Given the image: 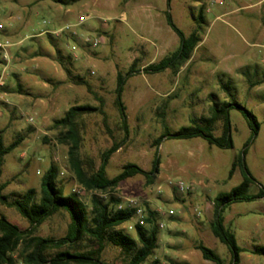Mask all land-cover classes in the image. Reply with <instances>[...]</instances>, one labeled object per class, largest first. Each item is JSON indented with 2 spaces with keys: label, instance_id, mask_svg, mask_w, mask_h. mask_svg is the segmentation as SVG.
<instances>
[{
  "label": "rangeland",
  "instance_id": "rangeland-1",
  "mask_svg": "<svg viewBox=\"0 0 264 264\" xmlns=\"http://www.w3.org/2000/svg\"><path fill=\"white\" fill-rule=\"evenodd\" d=\"M66 1L67 5L53 0H0V40L9 41L8 50L23 46L12 58L8 80V67L3 72L6 63L0 51V136L5 146L22 137L4 156L0 183L5 187L1 193L13 198L32 188L38 198L41 176L55 165L58 185L65 192L77 193L89 208L93 196L104 202L113 196L120 200L117 206L122 203L127 207L132 199L143 209L144 218L149 211L155 213L157 246L142 264H214L202 258L195 248L197 243L227 262L230 252L213 236L210 221L213 198L242 179L237 165L229 175L250 135L242 112L237 108L230 111L232 148L220 149L200 138L164 139L158 147L159 172L153 182L136 175L107 193L85 189L68 169L67 147L56 141L53 120L71 105H98L86 85L102 98L106 124L98 113L85 115L79 150L87 162L84 168L90 171V160L96 170L101 153L123 137L114 104L117 73H124L133 60L137 68L158 62L175 51L179 41L166 24L165 0ZM200 7L204 22L197 19ZM169 10L185 37L195 33L199 42L177 70L139 72L126 81L122 100L129 136L110 156L106 175L113 177L126 163L149 170L152 141L163 127L174 131L188 125L190 118L208 116V94L213 93L219 101L233 98L260 123L245 156L255 178L248 193L254 194L264 187V0L236 4L229 0H173ZM81 15L86 19L78 24ZM65 24L71 25L75 35L60 32ZM89 38L97 40L96 47L87 42ZM220 80L229 83L231 98L220 88ZM220 133L218 122L214 134ZM177 181L183 182L185 190L176 189ZM0 216L21 230L29 228L15 208L0 203ZM223 216L239 247L250 250L264 245V198L233 203L224 209ZM69 222L68 212L60 210L35 228L33 235L62 237ZM136 222L134 217L131 223ZM128 226L125 223L120 228L135 237L134 228ZM95 247L88 237L77 245L80 251ZM101 258L107 264L128 261L124 252L110 244L105 245ZM239 264H264V256L242 252Z\"/></svg>",
  "mask_w": 264,
  "mask_h": 264
},
{
  "label": "trees",
  "instance_id": "trees-1",
  "mask_svg": "<svg viewBox=\"0 0 264 264\" xmlns=\"http://www.w3.org/2000/svg\"><path fill=\"white\" fill-rule=\"evenodd\" d=\"M53 1L61 5L69 3L66 0ZM172 1L165 0L164 18L166 24L177 35L179 46L172 53L163 56L158 62L137 68L136 60H133L124 73H117L114 104L118 111L123 137L120 141H114L110 147L101 153L98 168L93 170L89 160L90 171H87L84 168V164H87V162L79 154L82 143L83 117L98 113L102 116L104 124H106L107 118L103 110L102 98L93 92L88 85L86 87L96 98L98 105H71L66 109L63 116L53 120L52 127L58 131L56 141L67 147L68 169L75 180L87 190L107 193L115 189L121 181L136 175H143L149 183L153 182L159 172L158 147L164 139L187 140L200 138L209 145L220 149L232 148L230 111L233 108L240 110L246 119L250 135L243 143L241 154L232 163L229 175L237 165L242 179L229 191L218 193L213 198L210 221L213 236L227 246L230 258L226 262L204 244L197 243L195 245L204 260L211 261L214 264H239L242 252L264 256V245H255L250 250L239 247L234 234L224 225L223 211L236 202L264 198V187H259L254 194L248 193L249 186L254 183L255 178L247 168L245 156L250 144L258 135L260 123L251 111L231 98L229 83L219 81L220 88L225 90L231 99L219 101L213 93L208 94L211 103L208 116L190 118L188 125L180 126L174 131L169 130L166 126L163 127V131L152 141L154 153L149 170L145 171L134 163H126L121 171L113 177L106 175V166L110 156L124 144L129 136L126 107L122 100L126 81L139 72L155 74L166 69L177 70L188 61L193 49L199 42V38L195 33L185 37L184 33L174 24L169 10ZM197 19L204 22L203 7L199 8ZM65 70L69 75L68 69ZM218 122L221 123V133L215 135L214 131ZM21 140L22 137L18 136L5 146L0 136V176L4 156L14 150ZM58 174L59 169L55 165H50L47 168L41 176L38 198H36L35 190L32 188L27 189L21 195L9 198L1 193L5 185L0 183V203L15 208L29 223L28 229L21 230L4 216H0V264H107L101 258V253L106 244L115 246L124 252L128 256L126 264H142L153 253L157 246L159 231L153 211L147 212L143 224L136 222L133 225L135 237H132L120 226L133 220L135 217L133 208L118 209L116 206L120 200L113 196H110L109 201L106 202L97 196H93L89 208L78 197L77 193L73 191L65 192L58 185ZM60 210L68 212L70 217L64 236L52 238L33 235L35 228ZM84 237L91 239L96 247L80 251L77 245ZM50 249H57V251L50 253L48 252ZM154 264L158 263L155 262Z\"/></svg>",
  "mask_w": 264,
  "mask_h": 264
},
{
  "label": "built area",
  "instance_id": "built-area-1",
  "mask_svg": "<svg viewBox=\"0 0 264 264\" xmlns=\"http://www.w3.org/2000/svg\"><path fill=\"white\" fill-rule=\"evenodd\" d=\"M85 19H86V16H82V15H81V16H79V17L77 18V23H78V24H81V23H83V22L85 21ZM71 28H72V27H71L70 24H65V25H63V26L60 28V32L68 31V32H71V34L75 35V32H74V31H70ZM87 42H88L92 47H96V46H97V40H96V39L89 38V39H87ZM6 46H7V42H4V43H1V42H0V49H4ZM3 57H4V59L6 58V52H5V51H4V56H3ZM175 187H176V189H177L178 191H183V190H185V186H184V184H183L182 181H177ZM128 202H129V204L127 205V207H129V208H133V209L135 210V217L137 218V222H138L139 224H143V219H144V217H143V209L140 208L139 206L135 205V203H134V201H133L132 199H130ZM124 207H125V206L122 205V203L119 204V205L117 206L118 209H120V208H124ZM169 215H170V214H169ZM128 227H129V228H132V227H133V225H132L131 222H129V226H128ZM160 227H161V224H160Z\"/></svg>",
  "mask_w": 264,
  "mask_h": 264
},
{
  "label": "crops",
  "instance_id": "crops-1",
  "mask_svg": "<svg viewBox=\"0 0 264 264\" xmlns=\"http://www.w3.org/2000/svg\"><path fill=\"white\" fill-rule=\"evenodd\" d=\"M229 1H230L231 4H236V3H240L241 2V0H229ZM252 5H255V4H250V6H252ZM0 42L1 43L7 42V46L4 49H0V51H1L2 60L6 63V66H5L3 72H5L6 71V68L8 67V73H7L8 75L6 77V79L8 80V77L12 75V73H11L12 72V67H13L12 64L14 63L13 60H12V58H13L14 54L18 52V49L19 48H23V46H21L22 44L19 45V46L17 45L12 50H8V46H10L9 41L8 40H4V41L3 40H0ZM4 51L6 52V58L5 59L3 57L4 56ZM2 74H4V73H2ZM188 188H190V190H192L193 186L192 185L191 186L189 185Z\"/></svg>",
  "mask_w": 264,
  "mask_h": 264
}]
</instances>
